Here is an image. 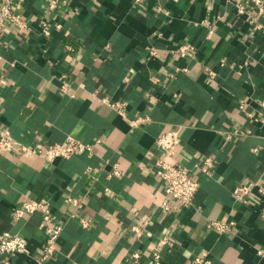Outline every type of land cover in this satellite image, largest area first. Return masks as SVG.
I'll list each match as a JSON object with an SVG mask.
<instances>
[{"label":"crops","instance_id":"crops-1","mask_svg":"<svg viewBox=\"0 0 264 264\" xmlns=\"http://www.w3.org/2000/svg\"><path fill=\"white\" fill-rule=\"evenodd\" d=\"M52 1L15 3L29 33L8 23L2 34L0 132L32 147L74 137L93 153L50 163L0 152V234L23 235L29 249L12 264H38L46 245L40 213L13 217L33 200L50 201L49 225L63 227L44 264H155L163 238L174 245L162 248V264L196 256L264 264V195L253 189L247 203L234 195L237 186H264V14L239 13L227 0ZM185 44L196 53L177 55ZM103 99L124 103L125 114ZM172 130L181 136L176 161L200 182L188 208L164 209L155 173L157 140ZM67 197L83 201L78 218ZM212 221L236 225L220 233Z\"/></svg>","mask_w":264,"mask_h":264},{"label":"built area","instance_id":"built-area-1","mask_svg":"<svg viewBox=\"0 0 264 264\" xmlns=\"http://www.w3.org/2000/svg\"><path fill=\"white\" fill-rule=\"evenodd\" d=\"M27 0H0V40L8 23L12 24L23 33H29V27L24 18L15 11V3H23ZM233 5L239 13H245L249 7H254L259 14H264V0H227ZM58 0H53L50 8L57 7ZM59 28V27H58ZM48 34V31L44 30ZM2 44L0 42V74L6 70L7 60L3 56ZM196 53V47L192 44L181 45L176 54L181 57H190ZM14 64V63H13ZM12 64V65H13ZM2 84H6L4 78L0 79ZM103 102L120 112H124V103H115L109 99H103ZM140 120L133 122L138 124ZM242 132L236 131L234 135H241ZM181 142L179 131H168L160 135L157 140V146L161 151V157L156 163L155 173L162 181L165 187V197L167 202L163 205L164 209H169L173 205L177 209L188 208L193 205L194 199L200 188V182L192 178L190 171L180 162L176 161V149ZM93 153V146L83 141L77 140L74 137H69L62 144L29 146L14 139L11 133L7 130L0 132V152H10L28 157H37L46 162H55L58 159H68L75 154H83L85 152ZM215 160L205 158L203 160L202 172L209 176L214 169ZM114 175H122L118 166L115 167ZM253 189H257L260 196L264 195V186L260 182L251 183L249 185L237 186L234 189V195L241 201L247 203L250 196L253 195ZM170 203V204H169ZM66 204L71 208V217L78 218L77 212L83 208V201L76 198L67 197ZM34 213L42 215L41 228L47 231L46 245L43 248L38 264H44L48 258L53 256L57 250V241L63 232L61 226H50L52 220V203L50 201H29L24 203L20 208L14 210L13 217L15 220H21ZM260 217L264 220V205L260 211ZM80 223L83 227L91 225L90 219L81 218ZM236 225L235 222L212 221L209 224L210 228L224 233L229 232ZM145 223H139L133 226V231L139 236L143 231ZM174 242L170 238H163L159 242L160 249L152 252V259L155 264H162V248L172 247ZM29 253L28 240L21 234H13L5 232L0 234V257H3L2 264H12L13 257L17 254ZM262 255V252H259ZM135 260L140 258V254H133ZM192 264H213L212 260L202 256H196L192 260Z\"/></svg>","mask_w":264,"mask_h":264}]
</instances>
